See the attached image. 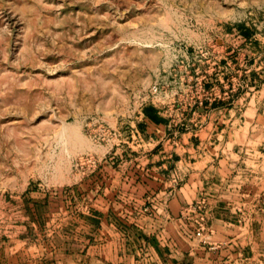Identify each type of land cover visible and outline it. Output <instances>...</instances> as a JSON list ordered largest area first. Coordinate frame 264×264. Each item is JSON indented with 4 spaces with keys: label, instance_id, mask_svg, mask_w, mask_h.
Returning <instances> with one entry per match:
<instances>
[{
    "label": "rangeland",
    "instance_id": "rangeland-1",
    "mask_svg": "<svg viewBox=\"0 0 264 264\" xmlns=\"http://www.w3.org/2000/svg\"><path fill=\"white\" fill-rule=\"evenodd\" d=\"M156 147L175 241H228L208 213L264 218V0H0V264H55L62 223L94 213L84 182Z\"/></svg>",
    "mask_w": 264,
    "mask_h": 264
},
{
    "label": "crops",
    "instance_id": "crops-1",
    "mask_svg": "<svg viewBox=\"0 0 264 264\" xmlns=\"http://www.w3.org/2000/svg\"><path fill=\"white\" fill-rule=\"evenodd\" d=\"M139 119L150 140L168 126V119L154 105L146 106ZM145 150L139 157H147L146 163L108 162L102 173L84 182L94 213H72V219L62 223L57 235H66L53 245L55 264H264V218L258 213H208L214 233L210 240H228L217 247L197 248L191 236L183 237L182 243L175 241L182 220L174 204L185 203V196L163 190L167 178L159 176V162L153 161L161 152L158 147ZM165 157L169 155L161 156ZM241 219L246 220L244 226ZM243 235L245 243L236 241ZM179 250L180 259L175 257ZM206 250L217 252L216 260L204 258L210 255Z\"/></svg>",
    "mask_w": 264,
    "mask_h": 264
},
{
    "label": "built area",
    "instance_id": "built-area-1",
    "mask_svg": "<svg viewBox=\"0 0 264 264\" xmlns=\"http://www.w3.org/2000/svg\"><path fill=\"white\" fill-rule=\"evenodd\" d=\"M202 232L203 230L201 228H197L196 231L194 232V235L196 237H202Z\"/></svg>",
    "mask_w": 264,
    "mask_h": 264
}]
</instances>
